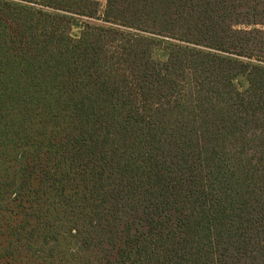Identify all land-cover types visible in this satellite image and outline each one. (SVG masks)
I'll use <instances>...</instances> for the list:
<instances>
[{
  "label": "trees",
  "instance_id": "1",
  "mask_svg": "<svg viewBox=\"0 0 264 264\" xmlns=\"http://www.w3.org/2000/svg\"><path fill=\"white\" fill-rule=\"evenodd\" d=\"M100 1L0 0V264H264V0Z\"/></svg>",
  "mask_w": 264,
  "mask_h": 264
},
{
  "label": "rangeland",
  "instance_id": "2",
  "mask_svg": "<svg viewBox=\"0 0 264 264\" xmlns=\"http://www.w3.org/2000/svg\"><path fill=\"white\" fill-rule=\"evenodd\" d=\"M100 4H101V8H100V13H99V16H103V13H104V7H105V1L104 0H101L100 1ZM77 20L81 21V22H88V23H91V24H99L100 21L99 20H90V19H85V18H78ZM71 34L72 35H77L78 34V29L77 28H74L72 31H71Z\"/></svg>",
  "mask_w": 264,
  "mask_h": 264
}]
</instances>
